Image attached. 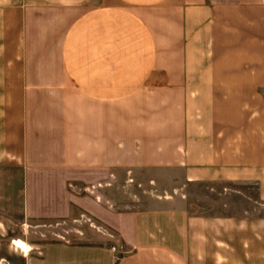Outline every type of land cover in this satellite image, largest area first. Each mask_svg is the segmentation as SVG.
<instances>
[{"label":"crops","instance_id":"1","mask_svg":"<svg viewBox=\"0 0 264 264\" xmlns=\"http://www.w3.org/2000/svg\"><path fill=\"white\" fill-rule=\"evenodd\" d=\"M0 166L101 230L45 264H188L176 189L264 167V0H0Z\"/></svg>","mask_w":264,"mask_h":264},{"label":"rangeland","instance_id":"2","mask_svg":"<svg viewBox=\"0 0 264 264\" xmlns=\"http://www.w3.org/2000/svg\"><path fill=\"white\" fill-rule=\"evenodd\" d=\"M173 182L183 181L164 184ZM21 185L18 170L0 166V264H45L53 242L100 239L101 230L86 215L80 220L27 219ZM176 190L192 219L183 251L188 264H264V167L213 169ZM19 239L31 246L28 252L15 244Z\"/></svg>","mask_w":264,"mask_h":264}]
</instances>
